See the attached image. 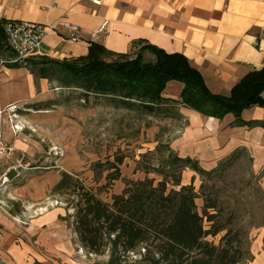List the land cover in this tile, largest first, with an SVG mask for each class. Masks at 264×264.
Returning <instances> with one entry per match:
<instances>
[{
	"label": "rangeland",
	"instance_id": "rangeland-1",
	"mask_svg": "<svg viewBox=\"0 0 264 264\" xmlns=\"http://www.w3.org/2000/svg\"><path fill=\"white\" fill-rule=\"evenodd\" d=\"M145 56V60L153 58ZM33 69L41 70L47 79L48 96L0 115V131L3 135L6 128L10 135L5 143L12 148L10 158L0 165V264H108L107 252L95 255L80 246L74 232V210L66 207L71 199L53 194V187L65 172L98 193L107 184L108 171L103 165L100 170L105 171L96 182L93 166L113 162L117 155L125 157L121 178L107 191L100 190L98 196L104 202L110 203L127 180L148 177L158 182V176L137 170V163L157 166L158 155L152 159L142 155L153 152L158 144L169 145L179 155L174 147H179L188 128L187 119L179 113L180 105L168 103L162 111L148 115L109 97L85 95L83 81L55 67ZM187 170L182 172L181 184L192 183L200 196L195 200L197 212L201 214L205 196L216 198L218 221L231 220L228 228L240 244L242 263L249 264L258 239L264 248V167L255 171L249 154L241 149L220 175L206 178L189 170L193 174L189 176ZM204 226L207 229L209 224ZM224 233L204 240L218 246ZM142 254L144 250L137 249L129 254L128 262L139 261Z\"/></svg>",
	"mask_w": 264,
	"mask_h": 264
},
{
	"label": "trees",
	"instance_id": "trees-1",
	"mask_svg": "<svg viewBox=\"0 0 264 264\" xmlns=\"http://www.w3.org/2000/svg\"><path fill=\"white\" fill-rule=\"evenodd\" d=\"M5 24L0 21V52L6 50ZM144 52L150 53L153 61H145ZM40 65L55 67L66 76L83 81L85 95L109 97L126 108L139 107L148 115L172 103L218 121L232 115L237 126H248L241 120L243 111L254 106L264 107L261 97L264 67L248 73L228 97L215 95L185 56L166 53L151 44H142L134 57L109 54L91 44L84 57L61 62L49 60ZM170 82L182 84L176 100L162 96ZM240 152H234L214 170L206 171L196 161L179 157L169 145L158 144L153 152L142 155L144 158L158 155L157 166L137 163V170L160 178L156 183L148 177L127 180L123 190L112 195L110 203L104 202L98 196L100 190L107 191L121 178L120 166L125 157L117 155L113 162L93 166L96 182L103 171H108L104 178L107 184L98 193L65 172L61 173L52 193L66 194L71 199L66 201V207L74 210V232L80 246L95 255L107 252L108 264H243L240 244L228 228L231 220L218 221L220 211L216 210V198L205 196L200 214L195 204L200 196L193 184H181L185 169L211 178L226 170ZM103 165L106 168L101 171ZM205 222L209 224L207 229ZM222 232L225 233L218 246L204 240ZM139 248L144 250L140 260L128 262L129 254Z\"/></svg>",
	"mask_w": 264,
	"mask_h": 264
},
{
	"label": "crops",
	"instance_id": "crops-1",
	"mask_svg": "<svg viewBox=\"0 0 264 264\" xmlns=\"http://www.w3.org/2000/svg\"><path fill=\"white\" fill-rule=\"evenodd\" d=\"M98 1L0 0V21L40 25L46 30L38 54L20 65L9 63L13 54L5 37L6 50L0 52V115L48 96V81L34 67L42 69L40 63L49 60L84 57L91 44L129 57L142 44L180 53L199 71L212 94L225 97L248 73L264 67V0ZM65 22L79 28L77 42L70 40ZM146 54L151 55L144 52V60ZM181 89L182 84L170 82L162 96L176 100ZM261 97L264 100V91ZM179 113L188 122L179 147H174L179 157L194 159L208 171L245 149L255 171L264 167V107L243 111L241 120L248 126H237L232 115L218 121L183 106ZM3 131L8 141L10 134L6 128ZM262 245L258 239L249 264H264Z\"/></svg>",
	"mask_w": 264,
	"mask_h": 264
},
{
	"label": "built area",
	"instance_id": "built-area-1",
	"mask_svg": "<svg viewBox=\"0 0 264 264\" xmlns=\"http://www.w3.org/2000/svg\"><path fill=\"white\" fill-rule=\"evenodd\" d=\"M91 1L99 3L98 0ZM63 26L70 33V40L77 42L79 39V28L67 22L63 23ZM53 28L54 26H51L49 29ZM4 33L7 46L13 54V58L9 63L20 65L38 54L46 35V30L40 25L8 21L4 25ZM11 153L12 148L5 143L0 131V165L10 158Z\"/></svg>",
	"mask_w": 264,
	"mask_h": 264
}]
</instances>
